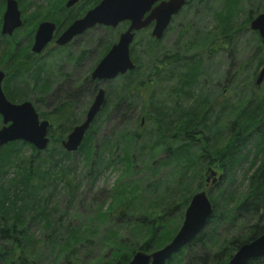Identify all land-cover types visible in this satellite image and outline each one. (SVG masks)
<instances>
[{
	"label": "trees",
	"instance_id": "trees-1",
	"mask_svg": "<svg viewBox=\"0 0 264 264\" xmlns=\"http://www.w3.org/2000/svg\"><path fill=\"white\" fill-rule=\"evenodd\" d=\"M85 2L79 15L88 6L97 3L91 0ZM3 6L4 0H0V8ZM76 16L67 11L62 20L56 22L55 33L58 34ZM228 23L229 20H226L220 26L218 34L222 38L229 36ZM102 28L109 34L97 38L102 47L100 57L118 33L108 27ZM112 30L115 32L113 35ZM254 33L258 40L257 51L239 68L234 78L243 77V72L248 71L246 65L254 60V67L245 74V78L251 87L258 86V93H237L236 87L230 86L222 90L218 98L204 91L194 95L190 90L194 88L200 73V61L166 54L157 61L151 49L147 53L149 61L152 59L151 64L146 71L141 72L132 47L130 57L135 64L134 69L106 81L122 83L117 85L115 92L106 95L101 110L85 132L77 150L88 171L97 172L103 163H110L108 159L103 161L91 130L105 113L107 118L116 122L112 128L115 132L113 139L106 141L109 143L108 152L119 149L120 155L116 162L122 164V170L130 171L137 161H141L142 170L148 168L153 176L162 168H168V177L166 181L154 178L150 189L139 188L140 177L131 184L119 180L109 191L108 203L104 208L102 205L98 207L95 216L99 221L113 222L102 236L107 249V253L101 257L103 264H126L137 250L150 252L169 242L179 228L175 219H183L184 209L192 193L201 188L202 174L210 173V169L221 170V178L206 190L213 208L212 215L206 226L165 264H225L239 245L264 231V82L262 85L255 84L257 69L263 64V44L257 32ZM151 40L157 41L152 37ZM148 45L151 43L148 42ZM82 54L79 58H82ZM4 56L14 60V64H6L5 67L10 71L4 84V94L11 102L27 99L29 91L37 94L33 105L39 117L49 121V142L43 150H37L20 140L0 147V264H36V250L41 241L53 251L56 250L57 254L64 252L68 258L76 253L78 243L83 240L92 243V240L87 239L82 226L73 227L61 222L56 217L55 207L50 208L49 204L55 199L56 178L59 177L60 181H64L67 201L70 203L74 200L76 181L66 179L67 173L61 163L71 161L75 152L65 151L61 140L79 122V114L74 113L77 93L80 97L84 89L92 98L99 83L84 78L83 82L68 88L51 103L54 106L50 110L42 111L39 104L46 101L50 85L41 66L33 63L32 58L36 55L27 50L20 61L11 51ZM20 62H24L22 66ZM179 64L183 74L179 75V83L170 91L174 98L156 96L155 83L162 81L159 77L164 75L167 76L165 79H171ZM26 78L29 81L22 82ZM8 79L20 81L23 87L10 88ZM185 88L189 90L186 93L183 91ZM183 96L192 102L184 104L179 100ZM234 97L236 103L231 102ZM136 108L140 116H144L145 122L142 124L139 119L135 127L129 128ZM23 146L30 149L26 157L20 155ZM159 153L164 156L157 158ZM56 155L57 159L54 158ZM144 156L150 164L144 161ZM247 162L248 167L242 175V180L246 181L245 190L238 192V187L232 186L234 173ZM11 167L14 173L10 176L8 171ZM55 168L57 170L54 172ZM194 184L196 187L192 188ZM143 190L152 198L137 209L135 204L138 199H143ZM174 213L178 215L172 216ZM34 221L43 224L47 231L45 239L30 232V224ZM223 225L229 231L237 232H218ZM123 229L125 232L122 235ZM98 263L99 258H89L82 264ZM247 264H264V256L251 259Z\"/></svg>",
	"mask_w": 264,
	"mask_h": 264
},
{
	"label": "rangeland",
	"instance_id": "rangeland-1",
	"mask_svg": "<svg viewBox=\"0 0 264 264\" xmlns=\"http://www.w3.org/2000/svg\"><path fill=\"white\" fill-rule=\"evenodd\" d=\"M67 1L68 0H17L22 25L15 29L10 35H1L0 33V70L5 73V77L1 83L3 92L7 74L10 71L5 69L6 64H14V60L7 59L6 56H4L5 54L11 51V53L16 54L19 61L20 59H24L23 55L27 50L29 53H32L30 47L33 35L40 22L52 21L56 23L62 20L61 18L66 15L67 11L78 15L76 18L84 14L81 13L79 15V12L83 9L82 5H86V0H79L77 3L71 5V7L65 6ZM91 1L98 2L99 0ZM92 6H88L87 9ZM263 10L264 0H186L179 13L172 18L160 40H151V27H147L135 34L130 47L134 49L135 59L138 60L141 72L142 70L146 71L151 64L152 59L150 58L151 60L149 61V57L147 56V53L151 49L156 54L154 59L157 61L163 54L180 57L185 60L191 58L200 61V73L194 83V88L190 90L194 95L199 94L200 91H204L207 93L210 92L218 98L221 91L226 90V88L230 86L236 87L237 93L248 94L250 91L258 93L260 92L258 86L256 88L255 86L251 87L250 82L245 78V74L253 69L254 60H252L249 65H246L248 66L246 67L248 71L243 72V77L241 75L240 77L236 76L234 78V75L257 51V36L254 33L255 31L250 29L249 24L250 21ZM3 12L4 6L0 8V29ZM248 14L250 18H248ZM47 17H54L55 19H44ZM226 20H229L228 25H230L228 30L229 36L222 38L221 34L218 33L220 26H222L223 22ZM125 27V23H119L113 30H117L119 33L124 31ZM113 30L112 35L115 33ZM118 33L113 43L117 41ZM107 34L109 33L105 28H92L88 30L86 35L73 38L63 47H57L52 41L41 53L35 54L36 56L32 58L33 63H38L41 66L44 70V74L48 77L47 79L50 85L48 95L45 96L46 101L39 104L40 110H50L54 106V104L51 103L59 99L64 91L68 88L76 87L83 81L85 76H90L92 68L101 58L100 54L102 47L99 42L100 40L97 38H104ZM148 42L151 43L150 46ZM3 48H5L4 52L2 51ZM81 53L84 54H82V58H79ZM23 63L24 62H20L21 66ZM181 67L180 64L176 66L174 74L171 75V79H165L167 76L162 75L159 77V79L162 80L161 82L157 84L154 82L156 96L171 100L174 98V95L170 94V91H173V87L179 83V81L177 82L178 77L180 74H183V68ZM259 69L260 67L257 69V72ZM26 81H29L28 78L22 82L26 83ZM263 82L264 81H262L260 85H262ZM119 83H116V81H105L99 84L105 91V98L108 93L115 92ZM7 84H9L10 88L23 87V83L20 81L14 82L12 79H8ZM82 91L80 97H78V93L75 96L78 100H76L74 113L75 115L79 114L78 123L83 119L92 100L84 89ZM183 91L186 93L189 90L185 88ZM183 91H181L182 94ZM28 93L27 99L23 98L14 103L28 100L33 104V99H36L37 94L30 91ZM236 97H234L231 102L236 103ZM179 100L184 104H190L192 102L190 98L184 96L180 97ZM84 108L85 111H83ZM136 109L135 115L130 121L129 128L135 127L139 119H141L142 124L145 122L144 116H140V111L138 112V108ZM1 125L2 122L0 117V126ZM114 125H116L115 120L107 118L106 114L103 113L94 123V128L91 129L94 143L99 147L97 148L99 149V153L102 154L101 157L103 161L108 159L110 163L108 165L103 163V166L97 171L98 174L94 170L90 173L83 158L75 151V153L72 154L71 161L65 160L61 163L65 167V173H67L65 175L66 179L71 178L74 182L76 181L74 200L70 203L67 201L64 196V181H60L61 179L59 177L56 178L57 187L53 195L55 199L49 204L50 208L55 207L54 212L56 213V217L60 218L61 222L65 224L69 223L73 227L82 226L85 230V236H87V239L89 238V240H92V243H86L84 240L81 241L77 244L76 253H74L75 256L70 255L66 258L64 252L57 254L56 250L53 251L49 248V245L41 241L36 250V264H82L89 258H99L98 264H103L101 257L107 253V249L102 240V236L107 228L113 225V222L108 220L99 221L95 216L98 207L102 205L104 208L108 203L109 191L112 187L115 186L119 180L125 184H131L135 183L136 179L140 177L139 185L137 183L139 188L150 189L149 185L154 178L159 177L161 180H167L168 168H162L158 174H155L156 176H153L150 174L148 168H144V171L142 170L141 161H137L130 171L124 172L122 170V164L116 162L117 156L120 155L119 149L112 150L109 153V143H106V141H110L114 137L113 134L115 132L114 129H112ZM66 135L67 134H65V136ZM21 152L20 155L26 157L29 155L30 149L23 146ZM134 154H137V152ZM43 156H45V154H43ZM163 156V153H159L157 158ZM54 158L57 159V155ZM144 161H148L145 156ZM148 164H150V161H148ZM247 167L248 162L242 164L234 173V182L232 186L238 187V192H243L245 190L246 181L244 182V180H242V175ZM212 168H214V166H212ZM56 170V168L53 169L54 172ZM216 170L217 177L218 174H221V170L218 168H216ZM13 173L14 168L11 167L8 171V175L11 176ZM96 174L98 176L93 178ZM207 177L209 178L208 182L206 181ZM212 178L210 173L206 175L203 173L201 188L206 190L210 188L212 185ZM194 185H192V188L196 187V185ZM201 188L194 192L202 190ZM43 191L45 192L46 189ZM212 191L213 189L211 190L213 195L214 192ZM142 197L143 199H138L135 204L137 209L141 204L146 205L152 198V196L145 194L144 190ZM176 215L178 214L174 213L172 216ZM178 218L179 217L175 219V222L180 226L182 220ZM229 230L227 226L223 225L221 229H218V232H227L228 234L237 232V230ZM30 232L40 239H45L47 231L42 223H36L34 221L30 224ZM124 232L125 229L122 230V235Z\"/></svg>",
	"mask_w": 264,
	"mask_h": 264
},
{
	"label": "water",
	"instance_id": "water-1",
	"mask_svg": "<svg viewBox=\"0 0 264 264\" xmlns=\"http://www.w3.org/2000/svg\"><path fill=\"white\" fill-rule=\"evenodd\" d=\"M76 1L68 0L65 5L69 7ZM185 2L186 0H100L87 9L82 16L69 23L56 36H54L56 29L54 22H40L35 29L30 50L34 54H39L51 41L56 46H64L95 25L114 28L119 23L128 21L127 28L119 33L117 41L109 47L90 73L91 80L101 84L134 69L135 64L130 57L129 46L135 31L153 22L150 35L157 40L161 39L170 20L179 13ZM21 25L17 0H4L1 35H10ZM249 27L257 32L263 44V64L255 79V84L260 85L264 79V10L250 21ZM4 77L5 73L0 70V117L2 122L0 147L20 140L31 144L37 150L45 149L49 142L47 135L49 121L39 117L30 101L11 102L1 87ZM104 100L105 91L99 86L81 122L74 125L61 140V146L65 151L78 150L85 132L101 110ZM216 174L215 169H210V175L213 177L212 185L221 178V174L217 177ZM206 181H209L208 177ZM212 211L206 189L196 191L190 197L184 209L182 222L170 241L150 252L137 250L126 264H165L174 253L206 226ZM261 256H264V231L258 237L239 245L225 264H247L249 260Z\"/></svg>",
	"mask_w": 264,
	"mask_h": 264
},
{
	"label": "flooded vegetation",
	"instance_id": "flooded-vegetation-1",
	"mask_svg": "<svg viewBox=\"0 0 264 264\" xmlns=\"http://www.w3.org/2000/svg\"><path fill=\"white\" fill-rule=\"evenodd\" d=\"M78 1H79V0H77L76 3H77ZM99 1H100V0H99ZM99 1H98V2H99ZM98 2H97V3H98ZM156 3H157V2H155V4H156ZM155 4H154V5H155ZM65 6H66V5H65ZM66 7H67V6H66ZM70 7H71V6H70ZM84 13H85V12H84ZM174 16H175V15H174ZM174 16H173V17H174ZM173 17H172V18H173ZM78 18H79V17H78ZM75 19H76V18H75ZM73 20H74V19H73ZM73 20H72V21H73ZM171 20H172V19H171ZM171 20H170V22H171ZM72 21H71V22H72ZM71 22H70V23H71ZM54 23H55V22H54ZM121 23H125V24H126V27L124 28V30H125V29L127 28V26H128V21H123V22H121ZM169 24H170V23H169ZM55 25H56V29H57V24L55 23ZM152 25H153V22H151L147 27H151V28H152ZM99 27H108V26H105V25H95V26H93L92 28H99ZM147 27H145V28H147ZM92 28H90V29H92ZM108 28H112V27H108ZM114 28H115V27H114ZM56 29H55V32H56ZM63 29H64V28H63ZM63 29H62V30H63ZM112 29H113V28H112ZM143 29H144V28H143ZM62 30H61V31H62ZM88 30H89V29H88ZM88 30H86V31H88ZM141 30H142V29H140V30H138V31H135V34H136L137 32H139V31H141ZM61 31H60V32H61ZM86 31H85V32H86ZM55 32H54V36L57 35ZM60 32H59V33H60ZM85 32H84V33H85ZM121 32H122V31H121ZM121 32H119V33H121ZM59 33H58V34H59ZM84 33H83V34H84ZM119 33H118V35H119ZM135 34H134V37H135ZM81 35H82V34H81ZM79 36H80V35H79ZM150 36H151V35H150ZM134 37H133V40H134ZM151 37H152V36H151ZM152 38H153V37H152ZM154 39H155V38H154ZM133 40H132V41H133ZM155 40H157V39H155ZM159 40H160V39H159ZM51 42H52V41H51ZM51 42H50V43H51ZM131 43H132V42H131ZM47 45H48V44H47ZM47 45H46V46H47ZM64 46H65V45H64ZM130 46H131V44H130ZM130 46H129V49H131ZM57 47H63V46H57ZM44 49H45V48H44ZM108 49H109V48H108ZM106 52H107V51H106ZM106 52H105V53H106ZM105 53H104V54H105ZM92 69H93V68H92ZM91 71H92V70H91ZM86 78H89V79L91 80L90 76H89V77L85 76V79H86ZM83 81H84V79H83ZM83 81H82V82H83ZM91 81H94V80H91ZM93 97H94V95L92 96V99H93ZM91 101H92V100H91Z\"/></svg>",
	"mask_w": 264,
	"mask_h": 264
}]
</instances>
